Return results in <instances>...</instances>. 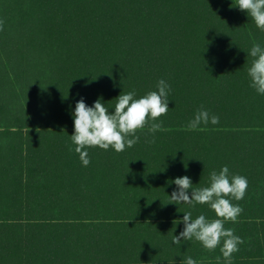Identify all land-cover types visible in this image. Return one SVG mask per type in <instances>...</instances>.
Here are the masks:
<instances>
[{
    "label": "trees",
    "instance_id": "obj_1",
    "mask_svg": "<svg viewBox=\"0 0 264 264\" xmlns=\"http://www.w3.org/2000/svg\"><path fill=\"white\" fill-rule=\"evenodd\" d=\"M0 25V264H224L219 246L172 242L183 212L214 211L169 204L175 178L207 186L224 165L248 179L231 264H264V95L246 71L264 31L235 0H0ZM162 78L161 128L82 166L76 101L111 111ZM201 107L219 123L187 128Z\"/></svg>",
    "mask_w": 264,
    "mask_h": 264
},
{
    "label": "clouds",
    "instance_id": "obj_2",
    "mask_svg": "<svg viewBox=\"0 0 264 264\" xmlns=\"http://www.w3.org/2000/svg\"><path fill=\"white\" fill-rule=\"evenodd\" d=\"M235 7L245 11L255 26L264 31V0H235ZM2 27V25H0ZM252 57L247 68L249 87L257 95H264V46L255 43L248 50ZM170 85L165 79H159L155 91L137 97L136 91L119 94L115 98L114 106L106 107L101 98H97L91 106L81 97L76 101L71 112L73 119V133L70 136L74 151L79 154L81 165L86 167L90 163L89 147L103 150L123 152L135 145L140 137L137 130L148 126V132L154 134L162 126L158 118L165 115L169 108ZM219 116L210 114L203 107L197 109L187 122V128L195 130L202 125H217ZM152 142V141H149ZM175 188L169 196L176 205H207L214 211V219L207 218L203 213L193 217L191 211L183 212L182 230L173 235L172 242L180 244L182 241L196 240L208 250L220 247L224 264H231L232 254L239 251L243 243L242 237L235 234L232 228H225L227 221L235 223L243 209L238 203L244 199L248 189V179L243 175H233L229 167L224 165L219 171L209 172L207 186L194 187L188 176H180L172 182ZM181 264H197L192 256H185Z\"/></svg>",
    "mask_w": 264,
    "mask_h": 264
}]
</instances>
